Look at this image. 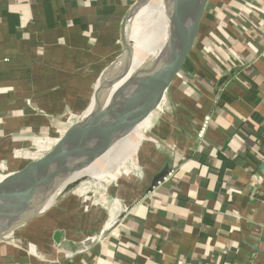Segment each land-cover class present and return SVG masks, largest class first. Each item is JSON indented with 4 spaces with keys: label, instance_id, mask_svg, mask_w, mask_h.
<instances>
[{
    "label": "crops",
    "instance_id": "obj_1",
    "mask_svg": "<svg viewBox=\"0 0 264 264\" xmlns=\"http://www.w3.org/2000/svg\"><path fill=\"white\" fill-rule=\"evenodd\" d=\"M131 1L0 0L2 172L21 173L32 159L19 155H41L97 110ZM207 18L169 117L114 144L85 171L91 180L1 239L0 264H264V0H212ZM169 33L185 39L181 27ZM121 160L128 171L104 181Z\"/></svg>",
    "mask_w": 264,
    "mask_h": 264
},
{
    "label": "water",
    "instance_id": "obj_2",
    "mask_svg": "<svg viewBox=\"0 0 264 264\" xmlns=\"http://www.w3.org/2000/svg\"><path fill=\"white\" fill-rule=\"evenodd\" d=\"M211 1L175 0L172 24L173 27L176 24L181 26L185 39L177 41L171 34L164 57L128 78L111 102L79 119L50 142L21 173L8 179V183H0V209L4 211H20L36 195L42 197L38 210L33 214L19 213L1 223L0 239L39 217L59 185L67 183L62 192L70 190L84 177L67 181L74 175L86 176L85 170L97 161L102 149L135 136L153 116L192 54ZM125 47L131 59V48L127 44ZM170 172L165 169L155 176L148 193L163 183ZM1 175L4 174L0 171Z\"/></svg>",
    "mask_w": 264,
    "mask_h": 264
},
{
    "label": "bare ground",
    "instance_id": "obj_3",
    "mask_svg": "<svg viewBox=\"0 0 264 264\" xmlns=\"http://www.w3.org/2000/svg\"><path fill=\"white\" fill-rule=\"evenodd\" d=\"M157 1L159 2V4L156 3ZM155 4H156V6H155ZM155 7L157 9L156 10L157 15L154 17L153 16L150 17L147 15L148 17H150V21L145 24V30H143L142 33L140 30H138L139 32L137 30H136V32H134V34H135L134 36H136L134 38V40L137 43L138 47L136 50L138 52H135V53L132 52V58L130 59L128 52L125 50L123 52L122 56L118 59L117 63L114 65L112 72L108 73L106 75L107 78L105 79V81L102 82L100 92H99L98 101H97V110L100 109L102 106L107 105L109 102H111L112 98L116 95V93L119 91L120 87L123 85V83H125L127 81L128 78L134 76L136 73H138L142 69H145L147 67L152 66L157 61V59L162 58L163 53H162L161 48H162V44H164V42H165V39L167 37V34L169 33V30H175V29H178L179 27H181L179 24H176L175 27H173V24H172L173 23L172 22V16H173V12L175 9V0H144L137 7V9L134 11V14L138 17L139 16L143 17V16H146L147 10L148 11L150 10L152 12L155 10ZM135 21H136V19H135ZM131 38H133V37H131ZM131 38L128 37L126 39V44L130 48H131V45H130ZM144 46H145V48H144ZM141 47L144 48V51H141L142 49L140 50ZM149 52H156L157 53L156 57L153 58L149 63L142 66L140 69L136 70L138 67L137 65L143 60L145 55H147ZM164 102H165V100L160 105V108L163 106ZM160 108L158 109L159 111H160ZM154 114H153V116H154ZM153 116L150 119H148L141 126L140 129L142 132H144L148 127H150L152 125ZM154 123H155V121H154ZM149 144H150V142H149ZM113 145L114 144L109 145V146L105 147L104 149H102L98 154L99 158L102 156V154L105 151L110 149ZM151 145H153V144L151 143ZM93 164L94 163H92V165ZM92 165H90L88 168H90ZM85 175H86V172H85ZM81 176L82 175H79V174L74 175L67 182L68 183L72 182L75 179H77V177H81ZM7 181H8L7 179L0 176V183H5ZM65 184H67V183L61 184L57 187L55 195L62 192V190L65 187ZM55 195H54V197H55ZM40 199H42V197L40 198V196L36 195L34 198H32L31 201L28 202V204H26L27 206L26 207L24 206L23 209L20 211L17 209H14L11 211H8V210L4 211L3 209H0V224L7 222L11 216L18 215L19 213H24L25 215L33 214L39 208ZM51 203H52V201H51ZM51 203L49 202V204L47 206H49ZM15 239H17V238H15Z\"/></svg>",
    "mask_w": 264,
    "mask_h": 264
},
{
    "label": "rangeland",
    "instance_id": "obj_4",
    "mask_svg": "<svg viewBox=\"0 0 264 264\" xmlns=\"http://www.w3.org/2000/svg\"><path fill=\"white\" fill-rule=\"evenodd\" d=\"M144 0H139V2L135 5V6H133L129 11H128V13L126 14V17L124 18V20H123V27H122V34H121V39H120V52L118 53V55H116V57H115V59H113V61H112V63H111V65H110V67L104 72V74H103V76H102V78H101V80L102 81H105V79L107 78L106 77V75L108 74V73H111L112 72V69H113V67H114V65L117 63V61H118V59L122 56V54H123V52L126 50V47H125V45H126V39L128 38V37H133V38H131V41H130V45H131V51L132 52H138L136 49H137V43L135 42V40H134V38L136 37V36H134L135 34H134V32H136V30L138 31V30H140L141 31V33L143 32V30H145V24L146 23H148L149 21H150V17H154V16H156L157 15V12H156V7H155V10L154 11H146V16H143V17H141V16H136L135 14H134V11L137 9V7H138V5H140L142 2H143ZM157 4H159V2L157 1L156 2ZM155 6H156V4H155ZM154 12V13H153ZM156 12V13H155ZM150 16V17H148V16ZM132 19V20H131ZM135 19H136V21H135ZM139 32V31H138ZM133 39V40H132ZM144 48H145V46H144ZM144 48H140V50L141 51H144ZM161 50H163V47L161 48ZM150 54V55H149ZM156 55H157V53L156 52H149L147 55H145V57L143 58V60L137 65L138 67H137V69L136 70H138V69H140L142 66H144L145 64H147V63H149L153 58H155L156 57ZM151 58H150V57ZM147 57V58H146ZM104 77V78H103ZM100 83V82H99ZM98 86H99V84L96 86V89H95V92H94V95H93V99H92V101L94 100V96H95V94H96V91H97V88H98ZM96 107V103L93 105V107H91L87 112H88V114L89 113H91L92 111H93V108H95ZM87 112H86V114H87ZM165 115H167L168 117H169V92H168V94H167V98H166V100H165V102H164V104H163V106L160 108V111H157L155 114H154V116H153V118H152V125L150 126V127H148L143 133H142V131H141V129H139L136 133H135V136H133V137H131V138H128V139H126V140H124V141H128V142H130V140L132 139V138H135L136 140L135 141H138V140H141L142 139V137L143 138H146V136L148 135V133H149V131L150 132H152L153 130H154V128L155 127H158V125L159 124H155V123H157V121H159L158 119L160 118V117H163V116H165ZM154 121H155V123H154ZM153 124H155V127L153 126ZM73 125V123H70V124H67V125H64V127H66L67 126V128H69L70 126H72ZM160 126V125H159ZM163 127L165 128V126L163 125ZM44 142H47V141H44ZM45 144V143H44ZM121 144H123V145H125V149H126V147L127 146H129V147H131L130 146V144L131 143H121ZM162 144V143H161ZM163 144H167V143H165V142H163ZM156 146H157V149L158 148H161V147H158V143L157 144H155ZM41 146V145H40ZM162 146V145H161ZM128 147V148H129ZM169 147V146H168ZM39 148V147H38ZM139 149V146H138V148L136 149V151L134 152V153H132V154H130V155H128V157L129 158H131V159H133L134 157H135V154H136V152H138L137 150ZM112 152V151H111ZM39 155H40V151H38V153H37V150H35V149H33L32 151H30L28 154H26V153H23L21 156L19 155V158H16V160H18V161H22V163H21V165H25V164H27L26 162L28 161L29 162V159H27V158H25V157H27V156H30V159H32V161L33 160H35V159H37L38 157H39ZM16 157H18V155H16ZM123 160H121L118 164H120V166H118L117 168H115V169H113V171L109 174L110 175V177H106V178H104V181H116V180H118V179H120L121 177H122V175H124V172H127L128 170H126L125 168H124V166L126 165V163L125 162H122ZM3 164H6V165H10V166H12V167H15V165H13L14 163H13V160H9V161H4V163ZM2 166V165H1ZM135 168H137V166H135L134 164L132 165V168H131V170L133 171V175H135L136 174V176H140V177H142V179L145 177V173L143 172V170L141 171L140 169L138 170V171H135L136 169ZM1 172H2V170H0ZM10 173H14V172H11V171H9V169H8V172L5 174L4 172H3V178H5V179H12V175H10ZM138 174V175H137ZM18 175V174H17ZM81 177H84V178H81V180H79V182H84L85 180H91L92 178H90L89 176H81ZM94 179V178H93ZM78 183V182H77ZM66 185V184H65ZM75 185V184H74ZM74 185H73V187H74ZM73 187L70 189V190H67V191H65V192H70L72 189H73ZM59 194V193H58ZM57 194V195H58ZM61 195V194H60ZM6 237V236H5ZM4 237V238H5ZM4 238H2V240H4ZM1 240V239H0Z\"/></svg>",
    "mask_w": 264,
    "mask_h": 264
},
{
    "label": "trees",
    "instance_id": "obj_5",
    "mask_svg": "<svg viewBox=\"0 0 264 264\" xmlns=\"http://www.w3.org/2000/svg\"><path fill=\"white\" fill-rule=\"evenodd\" d=\"M138 2H139V0H133V1H131V4H132V5H133V4L136 5ZM207 19H208V18H206L205 22L207 21ZM222 22H227V19L224 18V20H222ZM222 25H223V23H222ZM171 34H172V33H169V34L167 35V38H166V41H165V46H164V55L167 54L168 43H169L168 41H169V36H170ZM173 37H174L175 40L177 39L175 35H173ZM10 175H11V174H10Z\"/></svg>",
    "mask_w": 264,
    "mask_h": 264
},
{
    "label": "built area",
    "instance_id": "obj_6",
    "mask_svg": "<svg viewBox=\"0 0 264 264\" xmlns=\"http://www.w3.org/2000/svg\"><path fill=\"white\" fill-rule=\"evenodd\" d=\"M209 120H210L209 117H206V118H205V124H204L203 130H202V131L200 132V134H199V137H203L204 131H205L207 125H208ZM121 219H122V217H120L119 220H121ZM119 220H118V221H119ZM118 221L112 223V224L107 228V230H111V229H113V228L117 225ZM104 232H105V231H104ZM104 232H103V233H104Z\"/></svg>",
    "mask_w": 264,
    "mask_h": 264
}]
</instances>
